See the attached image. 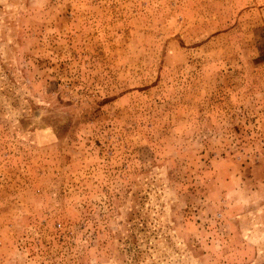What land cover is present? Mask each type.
I'll return each instance as SVG.
<instances>
[{
	"label": "rangeland",
	"instance_id": "obj_1",
	"mask_svg": "<svg viewBox=\"0 0 264 264\" xmlns=\"http://www.w3.org/2000/svg\"><path fill=\"white\" fill-rule=\"evenodd\" d=\"M0 264H264V0H0Z\"/></svg>",
	"mask_w": 264,
	"mask_h": 264
}]
</instances>
